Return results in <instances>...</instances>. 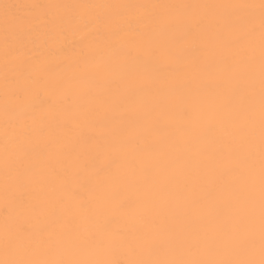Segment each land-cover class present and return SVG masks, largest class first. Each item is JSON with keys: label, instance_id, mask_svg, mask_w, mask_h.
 Instances as JSON below:
<instances>
[{"label": "bare ground", "instance_id": "obj_1", "mask_svg": "<svg viewBox=\"0 0 264 264\" xmlns=\"http://www.w3.org/2000/svg\"><path fill=\"white\" fill-rule=\"evenodd\" d=\"M261 0H0V261L261 260Z\"/></svg>", "mask_w": 264, "mask_h": 264}, {"label": "snow or ice", "instance_id": "obj_2", "mask_svg": "<svg viewBox=\"0 0 264 264\" xmlns=\"http://www.w3.org/2000/svg\"><path fill=\"white\" fill-rule=\"evenodd\" d=\"M262 19L261 27L264 31V0H261ZM262 182H264V175H262ZM261 260L259 264H264V213H262V234H261ZM0 264H31V262L25 261H0ZM91 264H120V262H105L94 261ZM131 264H201V262H174V261H133ZM206 264H254L252 261H240V262H206Z\"/></svg>", "mask_w": 264, "mask_h": 264}]
</instances>
